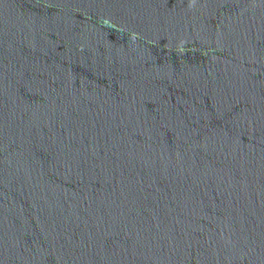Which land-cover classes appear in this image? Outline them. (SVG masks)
<instances>
[{
    "label": "water",
    "instance_id": "95a60500",
    "mask_svg": "<svg viewBox=\"0 0 264 264\" xmlns=\"http://www.w3.org/2000/svg\"><path fill=\"white\" fill-rule=\"evenodd\" d=\"M0 264H264V0H0Z\"/></svg>",
    "mask_w": 264,
    "mask_h": 264
}]
</instances>
